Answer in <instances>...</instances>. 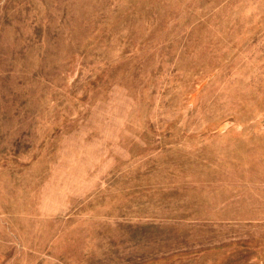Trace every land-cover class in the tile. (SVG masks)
Segmentation results:
<instances>
[{"label": "rangeland", "instance_id": "1", "mask_svg": "<svg viewBox=\"0 0 264 264\" xmlns=\"http://www.w3.org/2000/svg\"><path fill=\"white\" fill-rule=\"evenodd\" d=\"M0 264H264V0H0Z\"/></svg>", "mask_w": 264, "mask_h": 264}]
</instances>
